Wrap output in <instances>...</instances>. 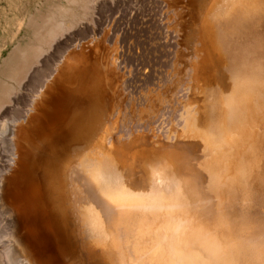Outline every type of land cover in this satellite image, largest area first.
<instances>
[{
    "label": "bare ground",
    "instance_id": "1",
    "mask_svg": "<svg viewBox=\"0 0 264 264\" xmlns=\"http://www.w3.org/2000/svg\"><path fill=\"white\" fill-rule=\"evenodd\" d=\"M187 1L192 57L163 118L117 131L118 83L83 43L1 119L8 264H264V0Z\"/></svg>",
    "mask_w": 264,
    "mask_h": 264
},
{
    "label": "rangeland",
    "instance_id": "2",
    "mask_svg": "<svg viewBox=\"0 0 264 264\" xmlns=\"http://www.w3.org/2000/svg\"><path fill=\"white\" fill-rule=\"evenodd\" d=\"M190 9L191 6L189 8L187 0H0V123L4 117L11 118L16 113L20 114L26 107V101L30 100L29 97L36 95L33 93H36L37 86L51 75L62 57L71 49L82 47L83 43L94 46L93 50L101 55V58L103 57L101 60L106 64L107 73L114 83H118L114 94L117 97L114 99L115 104L118 102L117 106L115 105V112L120 110L117 131L120 129L126 133L125 129L123 130L125 125L127 130L137 128L136 124H140L141 120H143L141 123L145 122V115L154 116L150 113H155L159 105H161L160 113L163 111L161 117L164 116L165 107L163 109L162 106H166L168 100L174 98V93L176 96L180 94L179 91L184 90L181 86L187 79L186 64L192 57L191 47L194 42L192 35L187 37L190 43L182 40L184 34H191L189 32L191 20L188 22L191 18L189 17ZM180 42L183 46H180ZM174 50L176 53L180 52L176 54ZM163 73L169 77L163 78ZM170 73H177L180 77ZM160 74L163 76L161 77ZM167 80L168 83H166ZM147 85L151 92L154 90V94L146 90ZM151 87H153L152 90ZM142 88L145 89L144 93H150L144 94ZM166 94L168 98L165 97ZM139 95L145 97L147 95L149 98L144 97V100H141L142 96ZM150 98L155 105L157 104V108L153 103L151 104ZM139 100L146 101L145 109L142 102L143 107L140 105ZM134 103L135 109H133ZM128 104L131 106L130 110H128ZM137 108L140 112L142 109L143 114L136 112ZM125 110H128L130 116L127 115L128 113L125 114ZM144 110H146L145 113ZM132 114H134L133 118ZM124 116L126 119L123 118ZM127 117L132 121L130 122ZM3 142L0 134V164H3L6 159V148ZM0 264H8L1 243Z\"/></svg>",
    "mask_w": 264,
    "mask_h": 264
}]
</instances>
